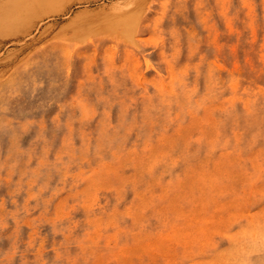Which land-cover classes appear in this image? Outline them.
<instances>
[{"label": "rangeland", "instance_id": "374dc122", "mask_svg": "<svg viewBox=\"0 0 264 264\" xmlns=\"http://www.w3.org/2000/svg\"><path fill=\"white\" fill-rule=\"evenodd\" d=\"M21 4L0 0V264H264V0L7 25Z\"/></svg>", "mask_w": 264, "mask_h": 264}, {"label": "bare ground", "instance_id": "6f19581e", "mask_svg": "<svg viewBox=\"0 0 264 264\" xmlns=\"http://www.w3.org/2000/svg\"><path fill=\"white\" fill-rule=\"evenodd\" d=\"M49 2V1H48ZM24 5L16 7L15 9L11 8L10 13L5 17V23L7 25L13 26H24L29 24L30 18L32 17L34 12L42 10L43 6L46 4V0H23ZM46 7V6H45ZM44 7V8H45ZM138 8V7H136ZM135 8V9H136ZM134 10L124 12L121 14H117L119 21H124V26H131L135 21L131 19V16L135 12ZM121 18V19H120ZM32 21V20H31ZM120 23V22H119ZM25 27V26H24ZM160 98V97H159ZM193 102V101H192ZM138 108V107H137ZM129 116V115H128ZM146 124V123H145ZM144 128V127H143ZM123 132V131H122ZM121 132V133H122ZM139 132V131H138ZM161 136V135H160ZM129 137V136H128ZM93 139V138H92ZM96 141V140H95ZM133 141V140H132ZM67 157V156H66ZM52 163V162H51ZM49 164V163H48ZM101 168V167H100ZM59 171V170H58ZM87 171V170H86ZM61 182V181H60ZM87 184V183H86ZM71 188V187H70ZM76 189V188H75ZM82 189V188H81ZM81 193V192H80ZM82 194V193H81ZM83 203V202H82ZM80 208V207H79ZM72 218V217H71ZM64 219V218H63ZM69 223V222H68ZM75 226V225H74ZM56 233V232H55Z\"/></svg>", "mask_w": 264, "mask_h": 264}]
</instances>
